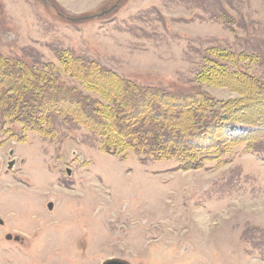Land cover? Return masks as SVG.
<instances>
[{"label":"rangeland","instance_id":"1","mask_svg":"<svg viewBox=\"0 0 264 264\" xmlns=\"http://www.w3.org/2000/svg\"><path fill=\"white\" fill-rule=\"evenodd\" d=\"M61 51L139 87L199 89L242 122L185 170L105 154L69 122L44 137L0 118V264H264V142L251 144L264 119L244 123L229 104L240 91L197 78L223 53L221 67L264 84V0H0V55L58 68Z\"/></svg>","mask_w":264,"mask_h":264},{"label":"trees","instance_id":"2","mask_svg":"<svg viewBox=\"0 0 264 264\" xmlns=\"http://www.w3.org/2000/svg\"><path fill=\"white\" fill-rule=\"evenodd\" d=\"M224 55H213L216 60H209L198 82L240 91L241 99L229 104L239 110L244 123L250 115L264 119V112H247L260 100L264 102V84L221 67L218 61ZM57 61L58 68L53 64L36 67L0 55V118L13 119L44 137H53L55 126L63 124L57 120L69 122L97 138L105 154L125 157L133 152L152 159L177 158L185 170L201 167L203 159H196L199 153L220 155L233 141L224 132L226 123L242 122L229 114L227 104L216 109L213 98L199 89L176 95L139 87L64 51L57 54ZM61 73L75 79L82 89L67 86L59 78ZM91 93L97 96L92 98ZM245 111L248 115H243ZM257 137L251 144L260 148L264 134Z\"/></svg>","mask_w":264,"mask_h":264},{"label":"water","instance_id":"3","mask_svg":"<svg viewBox=\"0 0 264 264\" xmlns=\"http://www.w3.org/2000/svg\"><path fill=\"white\" fill-rule=\"evenodd\" d=\"M98 15H101V14H98ZM48 209H51V204L48 205ZM0 224H1V221H0ZM103 264H126V263H124L122 261H118V260H108V261L104 262Z\"/></svg>","mask_w":264,"mask_h":264},{"label":"flooded vegetation","instance_id":"4","mask_svg":"<svg viewBox=\"0 0 264 264\" xmlns=\"http://www.w3.org/2000/svg\"><path fill=\"white\" fill-rule=\"evenodd\" d=\"M7 237V236H6Z\"/></svg>","mask_w":264,"mask_h":264}]
</instances>
